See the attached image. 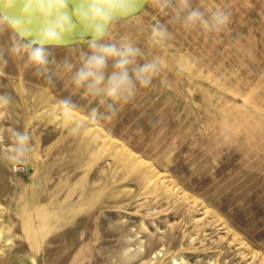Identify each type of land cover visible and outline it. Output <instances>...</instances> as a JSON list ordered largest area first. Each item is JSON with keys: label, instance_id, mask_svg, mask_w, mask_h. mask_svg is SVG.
I'll use <instances>...</instances> for the list:
<instances>
[{"label": "rangeland", "instance_id": "obj_1", "mask_svg": "<svg viewBox=\"0 0 264 264\" xmlns=\"http://www.w3.org/2000/svg\"><path fill=\"white\" fill-rule=\"evenodd\" d=\"M192 3L227 10L228 27L169 24L172 39L155 47L151 26L168 17L141 4L110 30L108 40L127 34L141 48V63L161 57L162 72L78 137L54 115L69 74L50 86L9 57L0 92L13 103L0 128L33 141L24 170L0 159V264H264V0ZM80 38L77 27L56 60L77 61ZM72 99L78 120L98 104Z\"/></svg>", "mask_w": 264, "mask_h": 264}, {"label": "clouds", "instance_id": "obj_2", "mask_svg": "<svg viewBox=\"0 0 264 264\" xmlns=\"http://www.w3.org/2000/svg\"><path fill=\"white\" fill-rule=\"evenodd\" d=\"M68 4L69 0H0V36L10 35L9 43L0 46V70L13 57L50 86H55L62 72L69 74L72 93L58 101L54 115L69 126V133L75 137L86 132L89 125L111 121L119 105L132 101L162 72L163 59L153 56L141 63L145 53L127 34L118 41L107 39L116 24L136 16L141 4L168 17L167 23L151 26L148 41L155 47H163L172 39L169 24L179 25L186 32L211 35L222 33L230 23L227 10L218 8L209 13L194 7L192 0H78L71 12ZM17 8L18 15H8L9 10ZM77 27L81 38L75 46H86V50H81L75 62L70 55L58 62L52 49L65 46ZM4 86L0 84V88ZM77 94L98 101L89 109L87 120L76 117L78 105L72 95ZM12 103L9 92H0V115L9 114ZM5 137L8 143L0 150V159L16 171L24 170L33 136L27 130L0 128V143Z\"/></svg>", "mask_w": 264, "mask_h": 264}, {"label": "bare ground", "instance_id": "obj_3", "mask_svg": "<svg viewBox=\"0 0 264 264\" xmlns=\"http://www.w3.org/2000/svg\"><path fill=\"white\" fill-rule=\"evenodd\" d=\"M15 13H16V10H15Z\"/></svg>", "mask_w": 264, "mask_h": 264}]
</instances>
